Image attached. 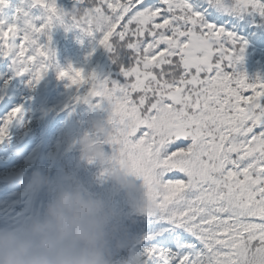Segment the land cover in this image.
I'll return each instance as SVG.
<instances>
[{
  "label": "snow or ice",
  "instance_id": "obj_1",
  "mask_svg": "<svg viewBox=\"0 0 264 264\" xmlns=\"http://www.w3.org/2000/svg\"><path fill=\"white\" fill-rule=\"evenodd\" d=\"M33 4L46 13L42 24L0 27V58L11 62L0 90L14 77L39 84L52 66L54 25L128 56L123 83L71 64L56 76L74 103L108 104L100 142L146 189L155 227L141 238L138 264H247L250 253L264 264V80L237 70L245 42L234 30L245 16L264 21V0H73L67 18L57 0ZM0 100L3 141L22 107L8 108L2 92Z\"/></svg>",
  "mask_w": 264,
  "mask_h": 264
},
{
  "label": "trees",
  "instance_id": "obj_2",
  "mask_svg": "<svg viewBox=\"0 0 264 264\" xmlns=\"http://www.w3.org/2000/svg\"><path fill=\"white\" fill-rule=\"evenodd\" d=\"M18 1L20 0H10L12 3ZM24 1L25 8H18L16 15L19 17V28L22 29L21 25L23 24L24 26L25 22H29L34 26L42 24L46 15L44 9L39 5H33L30 0ZM111 2L115 5L117 3H126L127 0H111ZM57 5L65 11H69L73 7V0H57ZM27 7L31 9V15H33L31 18L36 19V22L26 17ZM241 23L243 24L242 27H234V30L245 42L243 61L237 65V70L244 72L250 80L255 79L257 76L264 80V21L260 17L252 15L245 16ZM2 26L5 27L4 25ZM75 29L78 30V36H73L68 32V29L66 32L64 28V63L58 64V68H67L71 64L73 67L84 68L85 71H95L99 79L107 77L123 83L119 68L120 64L128 62V56L124 51L119 49L114 52L105 51L103 48L97 47L98 36H89L79 28ZM66 39H68L67 43ZM70 39L72 42L80 44V47L73 49L74 45L70 43ZM93 49H95V52H93ZM89 53H92V55L89 56ZM116 58H118L119 62H116ZM66 84L67 81L57 79L56 74H48L42 83L36 85L39 89L43 87L48 96V108H46L48 114L45 113L40 116L43 125L46 126L43 129V132L45 131L43 134L44 139L39 148L44 162L49 164L53 163V160L57 162H55L58 165L55 178L58 175L60 180L63 181L64 175L62 176V174L66 172L68 175L70 173L68 165L71 162L72 167H74L72 171L76 169L78 172L72 173L69 180L76 181L78 179V182L83 187L105 195L118 212L119 230L116 233V237L124 242V247L114 251L111 257L113 258L114 255L121 252H131L135 244L143 246L142 236L151 231L155 224L151 218L131 210L129 196L123 190L115 191L113 189L111 182L104 178L101 165L88 163L81 159L78 143L80 137L84 133L90 132L93 120L107 125L110 109L106 102H102L99 108H94L85 103H74L71 99L73 93L65 87ZM245 94L249 95L251 93ZM133 95L135 96V94ZM95 102L94 100L93 103ZM63 104L67 110H64V107L57 110V106H63ZM63 110L64 113H62ZM78 112L80 113L79 115H77ZM54 116L53 124L57 120H59V123L53 126L52 123L50 124V120ZM102 147L108 155H112L111 146L103 144ZM58 153H61L63 157L58 155ZM64 154H67L68 158H64ZM87 176L91 177L96 190L89 187ZM129 178L133 180L138 189L142 188L140 179L131 175H129ZM19 183L23 185L22 188L25 190L27 178L23 179L22 182L19 181ZM12 186H15V184H12ZM14 190L16 192L12 193L14 195L11 196V200L22 194L21 191H18V188ZM140 194V191H136L131 195L132 197H139ZM1 202L3 206L7 204V201L3 200ZM2 205L0 209H4ZM218 235L224 237L223 233H218ZM153 243H156V241H153Z\"/></svg>",
  "mask_w": 264,
  "mask_h": 264
},
{
  "label": "clouds",
  "instance_id": "obj_3",
  "mask_svg": "<svg viewBox=\"0 0 264 264\" xmlns=\"http://www.w3.org/2000/svg\"><path fill=\"white\" fill-rule=\"evenodd\" d=\"M61 15L67 18L71 13L64 11ZM80 18L104 23L99 14L91 12L81 13ZM106 129V124L91 122L90 132L78 141L81 159L101 165L103 176L113 189L129 196L131 210L145 214L150 208L146 189L143 184L138 189L123 168L110 162L111 156L100 142ZM23 176V172L15 174L17 179ZM51 183L39 171L27 179L31 190L49 187ZM136 191L141 192L140 196L132 197ZM118 230L119 214L105 195L79 182L63 180L55 184L40 214L16 227H0V264H112L114 251L124 247V242L116 237ZM123 264H138L136 254H130ZM247 264H260V258L250 253Z\"/></svg>",
  "mask_w": 264,
  "mask_h": 264
},
{
  "label": "rangeland",
  "instance_id": "obj_4",
  "mask_svg": "<svg viewBox=\"0 0 264 264\" xmlns=\"http://www.w3.org/2000/svg\"><path fill=\"white\" fill-rule=\"evenodd\" d=\"M18 8H25L24 0H20L12 4L7 2L5 6L0 7V18L2 22L5 21V28L8 25H16L17 28L20 29L18 26L19 22L14 19L13 15H10V11L12 9L18 10ZM26 9H28L26 17H28V19L30 18L33 22H36V19L31 18L33 16L31 15V9H29V7ZM2 25L3 24H0V27H3ZM21 26L22 29L25 27L23 24ZM68 32H70L73 36H78V30H76L74 27H69ZM48 35L51 36L50 48L54 52V58L52 60V66L49 68L48 72L44 75L43 79L39 83H42V81L47 78L48 74H56L57 70L59 69L58 64L64 63V27L54 25ZM41 40L43 42L46 40V37L42 36ZM69 41L72 45H74L73 49H78L80 47V44L78 45L77 42L74 43L71 39ZM67 42L68 39H66V43ZM4 60L5 58H0V69H3V71L0 72V77L8 74L11 68V62L6 64ZM27 79V76L14 77L7 86V88H9L8 92L7 88L0 90L2 93L3 91H6V94H3L4 99H6L8 102L14 101L16 104L15 106L19 105L22 107V113L9 126L8 134L5 137V139H10L12 141L13 146H16L15 150L8 151V142L2 143L3 141H0V189L4 187L6 181L17 179L15 178V174L17 172H23L25 176L33 173L34 171H39L42 175L47 176L52 182L49 187L41 188L39 190H31L27 187V184L25 185L26 190L24 194H28L26 203H23V207L25 206L26 208L23 209V214L25 216L22 217H24L25 220H29L35 216V213L38 212V206L42 205L40 210L41 212L43 211L46 203L51 198V192L54 189L55 184L62 181L58 175L55 178V173L58 169V165L56 164L57 162L55 160H53V163L50 164L45 163L42 160L41 152L37 150V148L32 150L33 152H27V145L29 144V141L37 135L41 138L42 134L45 132H43L42 129H44L46 125H43L42 121L40 120L39 112L48 108L46 103L48 96L42 93L44 88L41 87L39 89L36 86L34 88L28 86L25 83ZM37 93L38 95H36ZM2 103L3 100H0V104ZM32 106H35L36 111L31 112L29 110ZM63 107L64 104L63 106L59 105L57 106V110H60ZM64 110H67V108L64 107ZM64 110L62 113H64ZM79 114L80 113L78 112L77 115ZM3 115L4 111L3 109H0V117ZM54 119L55 116L51 118L50 124L52 123V125H57L59 120L53 124ZM58 155L63 157L61 153H58ZM64 158H68L67 154H64ZM68 168L70 173H68V175L66 172L62 174V176L64 175V180H69L72 173L78 172L76 169L75 171H72L74 167H72L71 162L68 165ZM86 178L89 181V187L96 190L91 177L87 176ZM76 181L78 182V179H76ZM15 205L16 203H11V207L8 209L13 210L12 208L15 207ZM16 221L17 222H12H14V224H18L19 218H17ZM141 248V246H138L136 253H138ZM126 259L127 256L125 253H123L120 257L117 256L115 259H112V264H123L124 260Z\"/></svg>",
  "mask_w": 264,
  "mask_h": 264
},
{
  "label": "bare ground",
  "instance_id": "obj_5",
  "mask_svg": "<svg viewBox=\"0 0 264 264\" xmlns=\"http://www.w3.org/2000/svg\"><path fill=\"white\" fill-rule=\"evenodd\" d=\"M16 104L14 103V101L13 102H8V105H7V107L8 108H10V107H13V106H15ZM3 111L5 112V109H3ZM38 138L37 137H34V138H32L30 141H29V145H35V144H37L38 143ZM4 142H8V146H9V149L8 150H13L16 146H13L12 145V141L10 140V139H4L3 140V142L2 143H4ZM11 143V144H10Z\"/></svg>",
  "mask_w": 264,
  "mask_h": 264
},
{
  "label": "water",
  "instance_id": "obj_6",
  "mask_svg": "<svg viewBox=\"0 0 264 264\" xmlns=\"http://www.w3.org/2000/svg\"><path fill=\"white\" fill-rule=\"evenodd\" d=\"M33 1V0H32Z\"/></svg>",
  "mask_w": 264,
  "mask_h": 264
}]
</instances>
